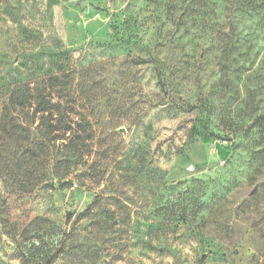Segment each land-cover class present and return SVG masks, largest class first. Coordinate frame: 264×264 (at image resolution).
<instances>
[{
    "label": "rangeland",
    "instance_id": "obj_1",
    "mask_svg": "<svg viewBox=\"0 0 264 264\" xmlns=\"http://www.w3.org/2000/svg\"><path fill=\"white\" fill-rule=\"evenodd\" d=\"M51 76L86 146L10 102ZM26 262L264 264V0H0V264Z\"/></svg>",
    "mask_w": 264,
    "mask_h": 264
},
{
    "label": "trees",
    "instance_id": "obj_2",
    "mask_svg": "<svg viewBox=\"0 0 264 264\" xmlns=\"http://www.w3.org/2000/svg\"><path fill=\"white\" fill-rule=\"evenodd\" d=\"M63 90L62 82L58 76L34 82H20L12 86L10 102L19 107L32 108L39 113L50 114L55 123L53 125L55 131L76 134L77 140L86 146L93 133L81 123V126L78 124V128H73L72 124L75 122L63 100Z\"/></svg>",
    "mask_w": 264,
    "mask_h": 264
}]
</instances>
